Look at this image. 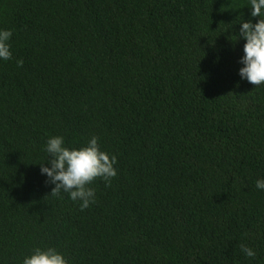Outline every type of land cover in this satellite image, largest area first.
I'll return each instance as SVG.
<instances>
[{"label": "trees", "instance_id": "obj_1", "mask_svg": "<svg viewBox=\"0 0 264 264\" xmlns=\"http://www.w3.org/2000/svg\"><path fill=\"white\" fill-rule=\"evenodd\" d=\"M249 0H0V264H264V85L239 70ZM22 59L23 67L16 61ZM113 154L81 210L46 144ZM46 166L51 167L50 164ZM256 252L249 258L239 245Z\"/></svg>", "mask_w": 264, "mask_h": 264}, {"label": "clouds", "instance_id": "obj_2", "mask_svg": "<svg viewBox=\"0 0 264 264\" xmlns=\"http://www.w3.org/2000/svg\"><path fill=\"white\" fill-rule=\"evenodd\" d=\"M251 16L259 17L258 22L241 21L237 42L240 38L246 40L243 47L244 55L241 63L244 65L239 74L243 79L256 86L264 85V0H249ZM13 32L0 29V59H13L9 41ZM18 67H23L24 61H16ZM46 152L50 159L40 164L41 173L46 174L49 182L55 187L50 195L63 199L62 192L69 194L73 201H80L81 210H86L96 202L95 189L91 187L98 178L110 187L112 179L118 175L115 165L118 159L115 155L101 150L99 138L92 136L85 146L75 148L65 145L63 136H53L48 139ZM50 164L51 167L46 166ZM257 189L264 190V179L255 182ZM245 256L254 258L256 252L248 245H239ZM23 264H69V260L54 247L47 249L35 248L30 256H26Z\"/></svg>", "mask_w": 264, "mask_h": 264}]
</instances>
